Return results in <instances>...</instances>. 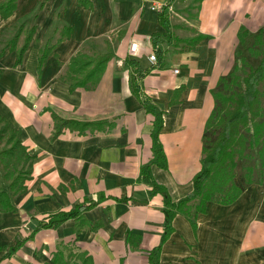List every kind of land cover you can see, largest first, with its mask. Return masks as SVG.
I'll use <instances>...</instances> for the list:
<instances>
[{
	"label": "crops",
	"instance_id": "crops-1",
	"mask_svg": "<svg viewBox=\"0 0 264 264\" xmlns=\"http://www.w3.org/2000/svg\"><path fill=\"white\" fill-rule=\"evenodd\" d=\"M89 1L90 7L79 0H17L14 13L0 17L2 35L6 27L37 14L22 61L16 63L19 39L17 49L0 54V114L20 129L36 156L26 190L13 197L15 210L0 213V246L29 237L59 210L94 202L82 213L87 222L70 218L40 228L1 264H44L61 241L87 251L95 264H264V176L232 203L216 195L204 209L199 198L177 209L173 231L163 242L164 200L153 193V180L168 189L173 201L193 189L202 166L205 124L215 104L212 89L235 65L240 26L264 29V0H202L190 16L188 11L182 15L179 0ZM154 3L172 8L167 10L173 25L167 37H158L162 52H156L155 62L149 58L155 52L151 36L165 28ZM56 24L62 27L59 39L66 26L72 31L54 43L40 68L41 49ZM200 34L204 37L190 45ZM92 41L98 42L99 53L113 56L95 87L71 89L63 77L69 61L79 51L99 54L87 47L96 45ZM133 42L136 52L130 50ZM129 60L148 71L138 78L137 93L130 83L136 66ZM179 87V99L172 102ZM151 104L163 111L159 139L166 167L152 162ZM53 111L98 124L83 132L64 128L53 138ZM148 163L151 176L141 178Z\"/></svg>",
	"mask_w": 264,
	"mask_h": 264
},
{
	"label": "trees",
	"instance_id": "trees-1",
	"mask_svg": "<svg viewBox=\"0 0 264 264\" xmlns=\"http://www.w3.org/2000/svg\"><path fill=\"white\" fill-rule=\"evenodd\" d=\"M82 4L90 7L89 0H79ZM171 1V0H169ZM202 1V0H196ZM17 8V0H4L0 2V17L11 16ZM168 4L159 10V20L165 31L152 34L155 44V53L162 52L158 43L159 35L167 37L171 31L172 24L169 19ZM37 15H35L36 17ZM28 19L18 27L15 36L10 40L8 46L0 50L3 54L7 48L17 49V40L26 28ZM26 30V29H25ZM36 30L33 23L26 30L27 35L22 47L18 49L16 63L22 61L24 52ZM62 37L69 36L72 27L66 26L62 30ZM204 35L200 34L192 38L190 45H195ZM238 45L236 48V62L232 70L222 75L212 94L215 99L214 107L206 121L203 132V156L201 169L193 177V189L178 201H173L168 189L153 180V193L160 192L163 196L165 212L164 230L162 242L166 240L173 231L172 221L177 209L187 208L191 201L199 198L198 206L204 209L208 200L216 195H221L222 203L228 204L235 201L247 186L254 181H262L264 176V29L251 32L245 25H241L238 31ZM247 48L252 56L259 59L254 65L243 54V47ZM55 44L46 45L41 49L38 59L39 67L45 64L49 54L52 53ZM113 52L99 53L96 55L79 51L71 58L67 71L63 76L71 82V89L78 86L92 88L101 80L108 61ZM129 63L136 66L134 74H131L130 83L137 93L139 91L138 78L147 74L133 61ZM182 87L175 90L172 102H176L181 94ZM149 109L154 112L153 126V150L152 162H157L162 167L167 166V158L159 139L163 128V111L157 109L153 104ZM55 123L53 138L57 137L64 128L79 130L83 132L87 128L94 129L98 124L94 121H83L74 118H64L56 112H52ZM255 155L256 165L243 166L244 161ZM36 156L28 150L21 139V131L10 125L5 117L0 114V213L11 212L16 206L13 197L21 194L27 188L26 181L33 172V163ZM145 164L141 168L140 177H150L149 166ZM245 168V170H244ZM258 171V175L254 171ZM94 202L84 201L77 203L69 210H59L49 216L47 221L41 223L31 232L29 237L16 240L12 245L0 246V264L5 258L11 256L28 238L40 228L57 227L70 218L85 220L83 211ZM44 264H95L91 254L84 250H76L71 243L61 241L56 250L52 252L50 261Z\"/></svg>",
	"mask_w": 264,
	"mask_h": 264
},
{
	"label": "rangeland",
	"instance_id": "rangeland-1",
	"mask_svg": "<svg viewBox=\"0 0 264 264\" xmlns=\"http://www.w3.org/2000/svg\"><path fill=\"white\" fill-rule=\"evenodd\" d=\"M255 1H260V0H255ZM197 2L198 1H193V0H179L178 3H177V6L181 7V10H182V15H186V12L188 11L187 14H189V16L193 13L192 11H195V9L197 8ZM179 4V5H178ZM185 12V13H184ZM195 13V12H194ZM263 14H264V5H263ZM35 15L37 14H33L31 15L30 17L26 18L25 20L28 19V22L26 24V30L29 28V26H31L33 23H35L36 21V17ZM176 19H179V17H177ZM248 19H251L250 18V15L248 17ZM24 20V21H25ZM22 23V22H21ZM21 23H16V24H13L11 26H8L5 28V30L3 31L2 35H0V44L1 46H8L10 44V40L15 36V33L18 29V27L20 26ZM181 23H185L184 20H182ZM61 25L59 24H56L54 26V31L52 32L53 34L50 36L49 39H47L46 41V45H53L60 37V33H61ZM60 30V32H59ZM59 32V35L57 34ZM187 31H185L183 34H185ZM106 41V40H105ZM25 42V32L20 36L19 40H18V46L21 47ZM94 44L96 45H93L91 43H88V48H91L93 53L96 54V53H99L100 52V49L99 46H98V42L97 41H92ZM248 46L249 45H245L243 48V54L249 59V61L252 63V64H256L258 62L259 59H256L254 56L251 55V53L249 52L248 50ZM102 53V52H101ZM257 164V158L255 155L247 158L244 163H243V166H248V165H256ZM245 170V168H244ZM257 174L258 175V171H254V174L255 175ZM39 252V251H37ZM2 252H0L1 254Z\"/></svg>",
	"mask_w": 264,
	"mask_h": 264
},
{
	"label": "built area",
	"instance_id": "built-area-1",
	"mask_svg": "<svg viewBox=\"0 0 264 264\" xmlns=\"http://www.w3.org/2000/svg\"><path fill=\"white\" fill-rule=\"evenodd\" d=\"M165 5H166L165 3H154V4L152 5V9H155V10L159 11V10H161ZM168 9H169L170 11H172V8H171L169 5H168ZM138 48H139V46H138V44H137L136 42L131 43V45H130V50H131L132 52H136V51L138 50ZM149 58H150L151 61L155 62L156 59H157V57H156V53H155L154 51H152V52L150 53V55H149ZM174 71H175V72H179V69H178V68H175ZM146 93H148V94H152V95H155V94H158V91L155 90V89H146Z\"/></svg>",
	"mask_w": 264,
	"mask_h": 264
}]
</instances>
